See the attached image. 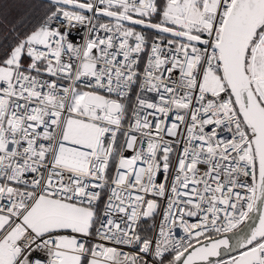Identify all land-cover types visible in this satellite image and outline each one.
<instances>
[{
    "label": "snow or ice",
    "instance_id": "1",
    "mask_svg": "<svg viewBox=\"0 0 264 264\" xmlns=\"http://www.w3.org/2000/svg\"><path fill=\"white\" fill-rule=\"evenodd\" d=\"M33 11L0 34V264H264V0Z\"/></svg>",
    "mask_w": 264,
    "mask_h": 264
},
{
    "label": "trees",
    "instance_id": "2",
    "mask_svg": "<svg viewBox=\"0 0 264 264\" xmlns=\"http://www.w3.org/2000/svg\"><path fill=\"white\" fill-rule=\"evenodd\" d=\"M25 1L27 2V4L25 5H23L19 1H17L16 4L11 5V7H20L19 10L15 12L18 15L22 14L20 21L19 20L10 21L8 19V13H7L8 11L7 12L2 11L0 6V34L6 33L13 26H16L18 30L22 31L25 25L28 24L29 20L35 15L33 9L37 3V0H25ZM100 20L106 21V18H102Z\"/></svg>",
    "mask_w": 264,
    "mask_h": 264
},
{
    "label": "built area",
    "instance_id": "3",
    "mask_svg": "<svg viewBox=\"0 0 264 264\" xmlns=\"http://www.w3.org/2000/svg\"><path fill=\"white\" fill-rule=\"evenodd\" d=\"M91 15V14H89ZM95 22V21H94ZM99 22L103 23L105 21L103 20H100ZM87 35V32H86V29L82 26H79V27H76V28H73L72 32H71V37L72 39L74 40L75 43L79 44V43H82L83 42V37ZM67 58V57H65ZM133 99H134V96H133ZM171 122V120H169V123ZM127 126V124H125V127ZM123 138L121 137V140ZM166 139H172V138H168L166 137ZM147 146V142L145 141V143L143 144V147H146ZM125 155H131V153L129 152H125ZM242 191V190H241ZM41 254L40 253H36V254H33L32 256V259L35 260V259H38L40 258ZM46 255L44 256V259L42 260V264H46Z\"/></svg>",
    "mask_w": 264,
    "mask_h": 264
},
{
    "label": "rangeland",
    "instance_id": "4",
    "mask_svg": "<svg viewBox=\"0 0 264 264\" xmlns=\"http://www.w3.org/2000/svg\"><path fill=\"white\" fill-rule=\"evenodd\" d=\"M17 1L21 2L23 5L27 4L25 0H0L1 10L4 12L8 11V19L10 21L21 20L22 14L18 15L17 13H15L17 10H19L20 7H11V5L16 4Z\"/></svg>",
    "mask_w": 264,
    "mask_h": 264
},
{
    "label": "water",
    "instance_id": "5",
    "mask_svg": "<svg viewBox=\"0 0 264 264\" xmlns=\"http://www.w3.org/2000/svg\"><path fill=\"white\" fill-rule=\"evenodd\" d=\"M229 235H231V233H229ZM222 255H225V256H226V255H227V253H222Z\"/></svg>",
    "mask_w": 264,
    "mask_h": 264
},
{
    "label": "crops",
    "instance_id": "6",
    "mask_svg": "<svg viewBox=\"0 0 264 264\" xmlns=\"http://www.w3.org/2000/svg\"><path fill=\"white\" fill-rule=\"evenodd\" d=\"M226 256H227V255H226ZM226 256H225V257H226Z\"/></svg>",
    "mask_w": 264,
    "mask_h": 264
}]
</instances>
